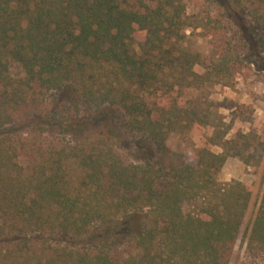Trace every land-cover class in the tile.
<instances>
[{
  "label": "trees",
  "instance_id": "16d2710c",
  "mask_svg": "<svg viewBox=\"0 0 264 264\" xmlns=\"http://www.w3.org/2000/svg\"><path fill=\"white\" fill-rule=\"evenodd\" d=\"M200 3L218 14L187 15L184 0H0V264L230 263L251 193L217 175L228 158L259 164L264 140L227 138L236 115L226 124L186 94L264 77V0ZM195 34L207 54L186 45ZM205 127L219 154L189 164L168 149ZM243 242L264 254V192Z\"/></svg>",
  "mask_w": 264,
  "mask_h": 264
},
{
  "label": "rangeland",
  "instance_id": "374dc122",
  "mask_svg": "<svg viewBox=\"0 0 264 264\" xmlns=\"http://www.w3.org/2000/svg\"><path fill=\"white\" fill-rule=\"evenodd\" d=\"M184 3L187 15L196 16L202 11H206L210 15L218 14L215 7L204 5L200 3V0H184ZM190 33L191 30H186V35ZM186 45L193 52L207 54L209 51L207 40L197 34L189 37ZM195 71L203 73L200 68H195ZM10 72L12 76L21 75V70L16 65L12 66ZM186 99L197 101L202 108H208L226 124L235 114L237 119L227 138L234 137L238 132H255L264 140V77L261 74L254 72L248 76L236 75L230 86L214 85L201 90L188 91ZM151 101L158 104L163 103L160 99ZM239 117H242L241 120ZM242 119H247V122H242ZM212 132L210 127L174 132L169 136L166 145L171 152L182 155L186 163L193 164L196 161L197 152L201 149H207L215 154L221 152L220 148L209 143ZM130 149L129 145H125V149L120 153L129 156ZM217 181L221 184L242 183L251 193L250 203L229 264H264V254L249 253L246 250V243L243 242L246 230L255 217L264 192V156L259 164L250 166L245 165L238 158H228L217 175ZM200 206L199 200L186 203L183 206V212L196 214L199 212Z\"/></svg>",
  "mask_w": 264,
  "mask_h": 264
}]
</instances>
